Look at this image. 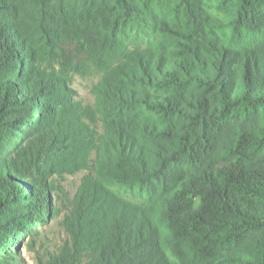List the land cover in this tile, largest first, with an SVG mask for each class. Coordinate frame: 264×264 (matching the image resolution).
I'll return each mask as SVG.
<instances>
[{
    "label": "trees",
    "instance_id": "1",
    "mask_svg": "<svg viewBox=\"0 0 264 264\" xmlns=\"http://www.w3.org/2000/svg\"><path fill=\"white\" fill-rule=\"evenodd\" d=\"M63 166L49 264H264V0H0V264Z\"/></svg>",
    "mask_w": 264,
    "mask_h": 264
},
{
    "label": "rangeland",
    "instance_id": "2",
    "mask_svg": "<svg viewBox=\"0 0 264 264\" xmlns=\"http://www.w3.org/2000/svg\"><path fill=\"white\" fill-rule=\"evenodd\" d=\"M96 80L97 76L94 74L71 71L69 86L73 100L82 105L92 104L94 95L91 87ZM89 153L88 156L92 157V152ZM50 162L49 160L47 166L55 168ZM57 164L63 165L64 161L60 159ZM86 172L85 169L69 172L65 166L51 171L49 201L52 207L42 220L29 226L23 225L13 233L10 244L5 253H2L13 257L10 259L12 264H49L65 244L70 242L67 230L69 221L66 218L71 213L73 197Z\"/></svg>",
    "mask_w": 264,
    "mask_h": 264
}]
</instances>
